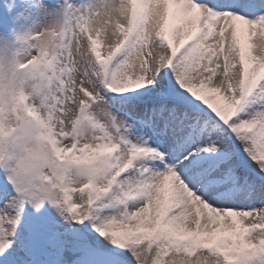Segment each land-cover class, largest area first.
<instances>
[{"label":"snow or ice","instance_id":"obj_1","mask_svg":"<svg viewBox=\"0 0 264 264\" xmlns=\"http://www.w3.org/2000/svg\"><path fill=\"white\" fill-rule=\"evenodd\" d=\"M93 3L5 0L0 264H264V0H131L90 73L73 45ZM77 91L121 106L73 119Z\"/></svg>","mask_w":264,"mask_h":264},{"label":"clouds","instance_id":"obj_2","mask_svg":"<svg viewBox=\"0 0 264 264\" xmlns=\"http://www.w3.org/2000/svg\"><path fill=\"white\" fill-rule=\"evenodd\" d=\"M133 4L131 0H94L92 7V15L88 20V31L92 33V43L89 45V37L83 33H76V43L73 45V53L76 57V64L79 65L81 59L87 61V71L88 72H98L99 70L95 66V62L89 52V48H95L97 51L104 47V50H108V46H117L121 39V33L123 32V26L130 23L129 14ZM58 26V25H57ZM59 37H53L51 33L43 37L41 41L38 42L40 46H47L50 50L56 51L59 44L61 43ZM19 46L13 40V34L11 37L8 35L0 36V58L4 61L5 68L10 67V61L16 55V49ZM35 56L29 57L28 54L20 53L18 59L19 61H27L31 63ZM66 59V58H65ZM17 72L20 76H23V69L18 68ZM79 76V71L73 72L71 78H76ZM97 83H101L98 79ZM24 91L28 98L32 99L33 102L39 103V98L34 96V82L29 80L25 86ZM93 92L99 94L100 89L98 87L92 88ZM102 101L97 104L91 101L89 97L82 95L81 92L77 91L75 94L76 106L75 108H70V114L73 119L78 118V109L82 106V103L89 105L91 111L95 112L96 115L103 118V113L101 109L108 107V101L106 97H99ZM8 124H15V117L9 115ZM92 130L85 125L84 138L91 139ZM72 178L76 181H81L83 177L73 174Z\"/></svg>","mask_w":264,"mask_h":264},{"label":"rangeland","instance_id":"obj_3","mask_svg":"<svg viewBox=\"0 0 264 264\" xmlns=\"http://www.w3.org/2000/svg\"><path fill=\"white\" fill-rule=\"evenodd\" d=\"M77 2H79V0H77ZM7 14L5 16H3L2 14H0V36H5L8 35L9 37H11V34H13L14 29L13 28H9L6 24L7 21ZM4 24V25H3ZM7 26V27H5ZM126 52H122L121 57H119L118 59L122 58L123 55ZM106 96V99H108V101L113 104L114 107H120L121 106V100L116 96V94L114 93H104ZM248 162L251 166L255 167L256 166L250 161V159H248ZM258 169V168H256Z\"/></svg>","mask_w":264,"mask_h":264},{"label":"trees","instance_id":"obj_4","mask_svg":"<svg viewBox=\"0 0 264 264\" xmlns=\"http://www.w3.org/2000/svg\"><path fill=\"white\" fill-rule=\"evenodd\" d=\"M246 155V154H245ZM247 158V157H246ZM246 160H248V159H246ZM258 170V169H257Z\"/></svg>","mask_w":264,"mask_h":264}]
</instances>
